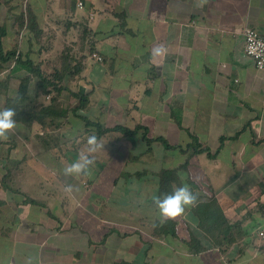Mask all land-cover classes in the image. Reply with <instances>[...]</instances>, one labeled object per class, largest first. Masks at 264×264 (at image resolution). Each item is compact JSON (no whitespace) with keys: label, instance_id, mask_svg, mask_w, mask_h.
<instances>
[{"label":"crops","instance_id":"0c3cea01","mask_svg":"<svg viewBox=\"0 0 264 264\" xmlns=\"http://www.w3.org/2000/svg\"><path fill=\"white\" fill-rule=\"evenodd\" d=\"M49 1L47 17L83 22L67 24L90 30L85 42L103 60L82 52L83 70L65 79L87 96L84 105L68 90L44 93L34 78L29 99L55 113L15 118L16 129L0 140V264H264V70L244 54L243 34L247 26L264 34V0ZM3 11L0 4V18ZM13 66L0 72V110L29 73ZM84 116L103 128L140 129L98 134ZM92 135L124 152L111 167L110 151L93 153L81 174L86 187L77 188L80 175L63 168L87 152ZM194 135L215 155L188 147ZM137 139L146 154L131 152ZM176 177L197 204L161 224L154 198L170 194ZM95 181L104 186L90 187ZM210 199L229 228L220 246L199 218V202Z\"/></svg>","mask_w":264,"mask_h":264},{"label":"trees","instance_id":"16d2710c","mask_svg":"<svg viewBox=\"0 0 264 264\" xmlns=\"http://www.w3.org/2000/svg\"><path fill=\"white\" fill-rule=\"evenodd\" d=\"M32 12H33L32 10L29 11V13H31L30 16L33 17V20L37 19L36 14L35 13L33 14ZM73 23L74 24L81 23L82 25L83 22L75 21V22H72V24ZM34 24L35 23H33V25ZM35 28L36 26L34 27V29ZM82 30H83L82 31L83 36L81 40L82 42H85L86 36L88 35V33L91 34L92 32L90 30H87L86 27L85 28L82 27ZM29 32H30L29 36L32 41V47H28L26 50H24L20 46L21 44L18 43V47L14 46L13 48H9L8 50L4 45L5 44L4 37H6L9 34V30H7L5 25H0V72L6 68H9L12 63H14V66L11 68L12 71L25 69L29 72L28 75L22 78V82L19 88V94L15 98L14 102L8 101V103L6 104V107L14 108L16 110V113H17L15 117L16 119L25 118L27 120H31L35 118V116H37L38 112L42 114V109H43V114H42L43 116L55 113V108H56L55 106L42 105L43 107H40L38 109L34 99L33 100L29 99L30 83L32 82L34 78L38 80L37 81L38 86H39L38 89H40L44 93H49L53 91V92H56L55 96L58 97L63 90H68L74 97L78 98L81 101L82 105H84L87 101V96H85L83 93L79 91H75L69 88L64 82L68 75L75 76V75H78L83 70V67H84L83 62L81 60L76 62L75 56L71 54L72 48L65 46L62 51L63 53H65L63 55V60L62 58H60L59 62L53 65L52 71L47 73L44 68L43 59L41 58L36 59L34 57L35 55L33 56L34 50H31V49H33L36 46V44H39L38 49H40L43 52H48L49 47L51 48L50 45H52V43L42 45L43 43L42 41L36 40L35 37L42 34V30H39V32H36V30L35 32L34 30H29ZM88 43H90L91 45L93 44V42L91 41H89ZM69 63L71 65L73 63L74 64L71 67ZM77 64H79L80 66ZM56 100L57 99L55 98V101ZM63 112L64 111H62L61 114H58V115H63ZM42 115H40L39 117H42ZM82 118L83 120L86 121L87 125H95L98 129L97 130L98 134L104 133L106 131H111V130H120L126 133L127 135H132L133 133L137 132L140 129V127H138L134 130V129L125 127L123 125H116L114 127L103 128V126L99 122H94L90 120V118L85 117V116ZM162 140L165 142L167 146H170V144L166 141L165 138H162ZM188 147H192L193 150L197 153L200 151H207L210 156L215 155L214 153L210 151L209 148L200 147L199 139L195 135L193 136V142L189 144ZM165 173L170 174L169 171H166ZM168 181L163 180L164 183ZM199 203H200V207L198 209L199 218L201 217V222L203 224L209 225L207 227V230L209 228L214 227V225L216 224L215 221L222 220L225 222V224L227 223L226 218L221 213V210L216 200L210 199L206 202H199ZM218 218H221V219H218ZM222 229L221 231H223V233L225 234L224 237H226L228 234L229 228L228 226H226V228H222ZM211 240L214 246L222 245L221 241L215 242L212 238Z\"/></svg>","mask_w":264,"mask_h":264},{"label":"rangeland","instance_id":"374dc122","mask_svg":"<svg viewBox=\"0 0 264 264\" xmlns=\"http://www.w3.org/2000/svg\"><path fill=\"white\" fill-rule=\"evenodd\" d=\"M0 4L3 5L5 11H3L2 17L0 18V23H2L3 25L6 26L7 30H9V34L4 37V40L6 41V46L8 47L7 49L9 50V48H13L18 47V43L21 44L20 46L22 47V49L26 50L28 47H32V41L30 39V32L29 30H36V32H39V30H42V34H40L39 36L35 37L36 40H40L43 41L42 45H46L49 43H55L58 39V41L56 42L57 49H52V47H49V52H43L40 49H38L39 46H35L33 49V56L36 59H43L44 62V68L45 71L47 73L52 71L53 65L58 63L60 58H62L63 60V55L65 53H63V49L64 47H70L72 48V53L75 56V61H79L81 60L83 62V54L82 52H89V54H91L93 52L94 49V43L91 45L90 43L87 42H82L81 38H82V31L83 30H77L79 27H77L76 25L73 26H68L67 22L72 23L73 21H71L70 19L64 18V17H59V19H55L53 17H47V13H49L48 11L52 10V6L54 5L53 2L49 1V0H0ZM32 10L33 14L35 13L37 16V19L33 20V17L30 16L31 13H29V11ZM53 10H55L53 8ZM53 18V19H52ZM33 23H35L33 25ZM36 26V28L34 29V27ZM32 28V29H30ZM70 29V30H68ZM77 30V33L75 35V39L74 41H71L69 43L68 39H64L66 36H68L69 34H72L73 32H76L75 30ZM33 32V34H34ZM63 34L64 36H59V34ZM32 34V33H31ZM12 35V36H11ZM9 36L12 37V39L10 38V40L8 41ZM34 38V39H35ZM48 46V45H47ZM51 46V45H50ZM63 53V54H62ZM73 56V57H74ZM74 64V63H73ZM73 64L71 65L69 63V65H71V67L73 66ZM79 65V64H77ZM80 66V65H79ZM68 78V76H67ZM65 82V81H64ZM66 84V82H65ZM137 142L134 145V149L131 151L132 153L135 152V154H146V148H147V144L145 143V141H143V145L139 144L138 139L136 140ZM102 145H104L103 149H107V151H110V153L108 155L109 159H108V167L113 166L114 164L112 163V158L115 161L117 158L119 157L118 155L120 152H124V150L121 148L117 151V154H115V151L117 149V147L115 146V142L113 141L111 144L106 143L105 147V143L102 142L100 143ZM102 148V147H101ZM98 149V150H101ZM162 146L158 147L155 146L154 147V152L151 155H155V157H158L162 154ZM96 154V153H95ZM95 154H93L95 156ZM145 157V156H143ZM108 158V157H107ZM144 161L143 159H140V162ZM102 165H106V163L102 160ZM101 165V166H102ZM136 165H140V167L142 168H148V164H143V163H137ZM188 166H192V167H198L199 168V163L194 162L193 160H191L188 163ZM180 169V168H179ZM108 172H104V176H105V182H109V178L112 175V171L107 169ZM183 170V169H182ZM82 177H84L83 175H80V178H77L75 181V184L73 186L77 187V188H84L86 187L83 184L82 181ZM175 185H173V183L170 182V184H172L175 187L181 186L179 183V179L176 177L175 178ZM104 184L100 183L98 184V181L91 182V186L90 187H94V188H98V187H103ZM168 190V189H167ZM145 198H147L148 196L145 195ZM163 198V197H162ZM132 199V198H131ZM221 219V218H218ZM251 225L249 227V231L251 232H255V230L258 228L259 224L255 222V219L252 218L251 220ZM222 220H218L215 221V225L213 228H209L207 230V227L209 225L207 224H203V230L206 232V234L211 237L215 242L217 241H221L223 243V239H224V233L223 231H221L222 228H226V224L225 222ZM223 230V229H222ZM226 238V237H225Z\"/></svg>","mask_w":264,"mask_h":264},{"label":"clouds","instance_id":"9594fccd","mask_svg":"<svg viewBox=\"0 0 264 264\" xmlns=\"http://www.w3.org/2000/svg\"><path fill=\"white\" fill-rule=\"evenodd\" d=\"M17 113L14 108H4L0 110V140H7L9 133L17 127L15 119ZM103 147L95 135L87 138V152L81 153L79 159L63 168L65 176H79L87 174L90 167L94 165L95 159L92 155L98 149ZM66 193H72L73 186L65 185ZM159 211V220L163 224L169 220H175L185 214L186 209L195 207L197 204V194L191 188L182 183L181 186L174 187L170 194H165L163 198H154Z\"/></svg>","mask_w":264,"mask_h":264},{"label":"built area","instance_id":"2783aa9c","mask_svg":"<svg viewBox=\"0 0 264 264\" xmlns=\"http://www.w3.org/2000/svg\"><path fill=\"white\" fill-rule=\"evenodd\" d=\"M78 6H84L82 0L78 2ZM243 34L245 39L244 54L252 58L257 68L264 70V34L252 26L245 27ZM92 55L97 60H103V56L101 54L93 52ZM260 235L264 239V231H261Z\"/></svg>","mask_w":264,"mask_h":264}]
</instances>
